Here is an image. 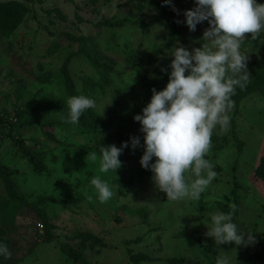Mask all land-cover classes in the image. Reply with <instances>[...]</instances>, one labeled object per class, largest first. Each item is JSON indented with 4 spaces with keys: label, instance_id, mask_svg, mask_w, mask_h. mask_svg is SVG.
<instances>
[{
    "label": "rangeland",
    "instance_id": "obj_1",
    "mask_svg": "<svg viewBox=\"0 0 264 264\" xmlns=\"http://www.w3.org/2000/svg\"><path fill=\"white\" fill-rule=\"evenodd\" d=\"M172 5L175 10L162 0H0V118L46 153L38 173L17 153L6 122L0 125V164L16 170L15 189L28 203L8 215L12 222L0 223L11 252L0 264H216L221 253L205 235L216 211L232 212L238 227L255 237L247 246H220L231 264H255L264 249V31L246 33L241 42L250 78L231 99L255 90L232 105L226 130H213L206 158L217 175L199 200H167L139 165L142 146L124 148L114 173L102 172L100 160L89 154L131 137L142 145L133 116L151 89L165 87L158 80L171 60L167 51L179 42L174 30L189 51L201 46L207 21L195 31L183 23L194 0ZM124 19L123 26L102 23ZM45 72L48 80H42ZM81 94L95 101L82 115L99 116L97 133L82 135L78 122L66 119L67 99ZM96 176L113 192L106 202L91 184ZM0 195L9 201L1 183ZM39 212L53 227L49 236L44 227L34 228L43 224ZM69 249L79 251L84 263L67 257Z\"/></svg>",
    "mask_w": 264,
    "mask_h": 264
},
{
    "label": "clouds",
    "instance_id": "obj_2",
    "mask_svg": "<svg viewBox=\"0 0 264 264\" xmlns=\"http://www.w3.org/2000/svg\"><path fill=\"white\" fill-rule=\"evenodd\" d=\"M162 3L175 10L172 0ZM194 5L183 12V23L195 31L207 21L201 46L189 51L177 42L167 51L171 60L162 71L167 72L168 82L162 90L151 89L148 103L133 116L140 125L142 145L140 137H131L119 147L101 146L98 153H89L100 160L102 172L114 173L121 167L119 157L124 148L142 146L139 165L151 173L153 184L169 201L199 200L216 177L213 163L206 158L213 130L229 127L231 97L236 87H245L250 78L241 42L246 33L255 37L264 31V4L256 0H194ZM93 107L95 101L87 95L70 96L66 119L77 123ZM186 173L190 175L186 177ZM91 184L99 201L113 196L109 184L99 176ZM205 235L221 253L216 264H231L220 246L234 244L236 248L255 242L253 233L242 231L233 221L232 212L210 213ZM10 256L8 246L0 242V257Z\"/></svg>",
    "mask_w": 264,
    "mask_h": 264
},
{
    "label": "trees",
    "instance_id": "obj_3",
    "mask_svg": "<svg viewBox=\"0 0 264 264\" xmlns=\"http://www.w3.org/2000/svg\"><path fill=\"white\" fill-rule=\"evenodd\" d=\"M102 23L106 26H123V24L125 23V19L120 20V21H116V22L105 21ZM0 34H5V33L0 31ZM173 37L175 39H178L180 45L185 46L184 37L181 36L175 30L173 32ZM168 64H166V65L168 66ZM167 66L162 67V69H166ZM169 71H170V69H169ZM160 75H162L165 78L166 82L163 81L164 78H161V79L159 78L158 82H163L166 85V83L168 82L167 72L161 71ZM48 76H49V73L45 72L42 75V80H48ZM254 90L255 89H253V88H247V89L242 90L238 94V96L235 98L233 104L236 105L241 96H246L247 94H249L250 92H252ZM91 113H88L87 115H82V117H80V119H79L78 127H79V132H82V135H87L90 133H97L100 131V129L102 127V124H100V121H99V119H100L99 116L95 113H92V114ZM4 122H6L5 124L8 126L7 134L9 136V138L12 140V144L16 147V151L20 155L21 159H24L27 162H29L33 166V169L36 172L40 173L41 170L43 169L44 160L46 157L45 148L42 147V144L40 142H38L37 140H33L31 142V144H27L25 138H22L21 136H18V135L16 136L13 134V131L15 128L14 123H12L11 121H3L0 118V125L2 127H4ZM46 134H47L46 136L52 137L51 133H46ZM16 173H17L16 170L10 169L5 164H0V183L3 185V187L5 189V192L7 195L6 197L9 198V201L6 202L4 197L0 195V223L1 224L12 222V219H10V218H12L14 216L16 211L21 207L28 206V203H27L25 197L23 195L17 193V191L15 189L13 177ZM32 204L35 205L36 203H32ZM8 215L11 217L9 218ZM41 220L43 222L44 234L49 236L50 232H51L50 229H52L53 227H52V225H50L48 217L46 215H44L43 213L41 214ZM1 224H0V229L2 227ZM34 228H35L36 232H39L36 229V227H34ZM80 237L83 240L88 239V240L93 241L94 243H100V241L94 235H92L90 233H81ZM0 242L3 243L2 238H0ZM66 253H67L66 254L67 257H70L73 260L84 263V259H83L82 255L79 251L69 249V250H67ZM254 257H255V261H254L255 264H264V249H261V251L256 253Z\"/></svg>",
    "mask_w": 264,
    "mask_h": 264
},
{
    "label": "built area",
    "instance_id": "obj_4",
    "mask_svg": "<svg viewBox=\"0 0 264 264\" xmlns=\"http://www.w3.org/2000/svg\"><path fill=\"white\" fill-rule=\"evenodd\" d=\"M35 227L39 232L43 230V224L41 222H38Z\"/></svg>",
    "mask_w": 264,
    "mask_h": 264
}]
</instances>
